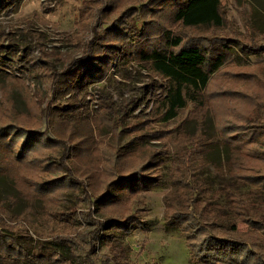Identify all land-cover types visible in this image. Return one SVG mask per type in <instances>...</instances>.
I'll list each match as a JSON object with an SVG mask.
<instances>
[{
	"label": "rangeland",
	"instance_id": "374dc122",
	"mask_svg": "<svg viewBox=\"0 0 264 264\" xmlns=\"http://www.w3.org/2000/svg\"><path fill=\"white\" fill-rule=\"evenodd\" d=\"M144 1L9 0L0 9V44L11 45L15 51L10 62L3 63L4 73L0 72V128L8 126L0 129V235L8 238L5 246L9 243L11 249L7 253L22 248L27 254L19 258L0 253V264H50L45 260L51 255L46 243L56 235L73 236V230L83 229L76 222L89 205L79 200L85 194L101 195L108 183L106 164L147 168L157 183L134 194L118 187L108 191L128 206L123 217L132 215L134 222L129 234L110 230L114 239L97 244L98 263L114 255L111 246L115 245L129 264H200L190 256L181 226L165 219L164 203L175 195L174 166L197 136L212 138L206 159L197 156L192 164V179L207 183L198 203L219 204L223 224L234 223L240 232L252 230L232 210L226 197L232 189L248 203L254 219H264V192L237 181L224 163L220 170L215 166L225 158L215 126L223 106L221 94L235 89V83H242L240 88L252 83L250 94L260 89L264 97V53L244 56L235 41L229 42L235 60L211 75L203 105L198 108L186 98L176 116L164 121L162 98L167 82L137 53L162 40L163 30L158 31L155 23L140 31V20L135 29L127 15L129 8ZM219 1L224 20L214 30L170 22L164 30L179 34L184 44L220 36L264 44V0ZM87 46L95 50L93 54L117 58L105 66L101 81L75 98L85 96L86 107L69 112L74 109L65 106L76 101L59 89L62 80L56 73L73 58L83 57ZM25 51L32 52L38 63L22 66L19 58ZM191 92L192 87L184 85V96ZM117 121L124 131L117 130ZM258 123L264 132V122ZM28 129L41 139L30 140L24 147L26 137L19 134ZM249 148L264 154V135ZM153 153L158 156L150 160ZM149 162L150 167H145Z\"/></svg>",
	"mask_w": 264,
	"mask_h": 264
},
{
	"label": "trees",
	"instance_id": "16d2710c",
	"mask_svg": "<svg viewBox=\"0 0 264 264\" xmlns=\"http://www.w3.org/2000/svg\"><path fill=\"white\" fill-rule=\"evenodd\" d=\"M8 1L0 0V9ZM128 12L130 14L127 15L130 16L135 29L138 28L140 20L142 24L140 31H147L146 26L155 23L158 24V31L163 30V34H160L162 40L147 48H139L137 53L139 60L149 64L148 67L167 82L165 96L162 98L164 121L176 116L177 110L185 106L186 98L194 101L198 108L203 105V92L208 87L211 75L235 60L229 42L235 41L244 56L264 53V44L255 45L239 37L230 39L220 36L184 44L179 34L164 30L167 22L172 25L177 23L185 28L210 27L214 30L224 20L219 0H145L129 8ZM124 22L125 25L128 23ZM123 36L126 37L125 34ZM91 43L93 47L96 46L94 40ZM86 48L83 57L73 58L63 70L56 73L62 80L58 83L59 89L64 91L65 95L69 94L74 99L72 101H76L65 106L74 109L69 112H75L78 107H86L85 104L88 102L85 96L81 99L75 98L90 85L101 81L105 66L109 67L110 62L117 58L116 55L98 52L93 54L95 50L91 52L90 46ZM14 52L11 45L0 44L1 73H4V68H1L3 63L10 62ZM34 57L32 52L25 51L19 62L28 68L32 66V62L38 63V59ZM122 58L124 55H121L120 59ZM241 73L244 75L246 72ZM184 85L192 87V92L186 97L183 94ZM234 85L235 89H228L225 95L221 94L223 106L215 126L220 137L219 142L225 150V158L223 162L218 160V163H214L218 170L222 169L224 163L226 170L231 171L237 181L255 185L260 192H264V154L258 155L249 148L250 143L264 135V132H261L262 125L258 123L259 120L264 122V117L262 118L259 112L264 97L260 89H254V93L250 94L252 83L244 84L245 87L242 88H240L242 83ZM47 114L48 112H45L46 116ZM5 127L8 126L0 129ZM116 128L119 132L124 131L120 121L116 122ZM157 134L156 136H159ZM19 135L23 139L26 137L24 147L30 140L41 139V135L31 132L30 129ZM211 142V137L201 139L197 136L192 145L179 156L173 172L175 195L164 200L165 219L175 221L181 226L190 256L200 264H264V239L260 236L264 235V219L257 220L252 217L244 198L232 189L226 191L234 214L253 228L246 232L238 231L234 223L226 225L220 221L219 204L203 203V200L202 206L198 203L200 192L207 188V183L192 179L194 173L192 164L197 156L201 160L206 159L207 154L212 151ZM130 154L132 153H128ZM157 156L153 153L150 160L156 159ZM149 164L150 162L145 167H150ZM103 169L108 183L101 195L85 194L79 200L89 205L87 211H82L77 218L76 224H79L78 226L83 224V229L73 230V236L56 235L46 243L51 249V255L45 260L50 264H129L123 262L124 259L115 245L111 246L114 253L112 257H104L99 263L97 261V244L103 240L114 239V234L109 231L129 234L132 231L131 224L134 222L132 215L123 217V213L128 211V206L115 199L108 191L112 187H118L134 194L138 189H146L156 184L157 179L146 173L147 168L131 170L122 165L106 164L103 165ZM95 178L100 182V176L97 175ZM3 205L4 202L1 203V206ZM90 206H93V209H89ZM6 239L8 238L5 235H0L1 254L6 253L8 256L14 255L13 257L19 258L27 256L22 248L15 253H7L11 247L9 243L5 246L8 242ZM4 246L7 248L5 252Z\"/></svg>",
	"mask_w": 264,
	"mask_h": 264
}]
</instances>
